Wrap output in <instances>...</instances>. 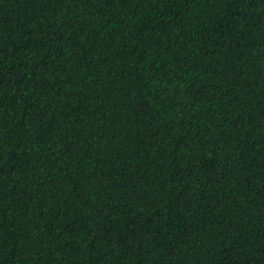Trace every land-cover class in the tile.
<instances>
[{"label": "trees", "instance_id": "obj_1", "mask_svg": "<svg viewBox=\"0 0 264 264\" xmlns=\"http://www.w3.org/2000/svg\"><path fill=\"white\" fill-rule=\"evenodd\" d=\"M0 264H264V0H0Z\"/></svg>", "mask_w": 264, "mask_h": 264}]
</instances>
